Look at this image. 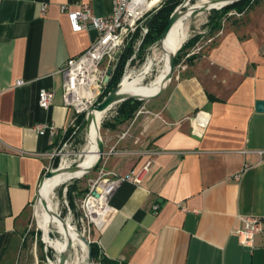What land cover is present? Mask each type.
Returning <instances> with one entry per match:
<instances>
[{"label":"crops","instance_id":"obj_1","mask_svg":"<svg viewBox=\"0 0 264 264\" xmlns=\"http://www.w3.org/2000/svg\"><path fill=\"white\" fill-rule=\"evenodd\" d=\"M82 3L100 16L114 6L0 0V264L17 263L29 207L53 160L56 139L35 126L53 122L62 130L75 115L59 70L97 33L74 31L61 6ZM244 13L243 22L186 64L159 109H139L106 128L100 169L126 176L157 153L140 183L116 190L111 215L95 229L104 264H264V230L251 245L235 233L245 227L243 218L264 220V111L256 108L264 101V0ZM42 89L54 91L49 109L39 105ZM199 112L208 118L201 132L192 124Z\"/></svg>","mask_w":264,"mask_h":264},{"label":"built area","instance_id":"obj_2","mask_svg":"<svg viewBox=\"0 0 264 264\" xmlns=\"http://www.w3.org/2000/svg\"><path fill=\"white\" fill-rule=\"evenodd\" d=\"M149 1L113 0V10L105 16L95 14L90 4L87 3L79 4L75 9H70L67 5L61 6V10L67 13L74 31L80 32L92 28L97 35L84 52L71 57L59 70L64 76L65 104L75 112L69 128L60 130L53 122H42L35 126L40 135L49 134L56 140L60 139L63 145L67 143L64 142L65 137L71 130L79 128L80 116L87 115L89 110L100 101L108 84L106 79L109 71L112 69L114 72L115 70L118 54L135 34L146 33L144 16L151 9L147 6ZM45 9L46 6H42L41 10ZM186 58L179 65L181 70H185ZM23 83V80H18L17 85ZM54 95L53 90L42 89L39 92V105L43 109H49ZM192 124L195 131L201 132L207 126L208 118L199 112L192 119ZM57 153L59 155V152ZM156 153L152 152L150 159L138 172L133 170L126 176L104 168L100 169L98 179L91 181L82 201L83 216L97 229H101L111 215V199L116 190L128 181L140 183L149 171ZM55 154L56 151L53 152V157ZM51 169L53 168H48L47 172ZM243 219L245 227L237 229L235 233L239 235L242 244L251 245L255 236L264 230V220L254 216Z\"/></svg>","mask_w":264,"mask_h":264},{"label":"rangeland","instance_id":"obj_3","mask_svg":"<svg viewBox=\"0 0 264 264\" xmlns=\"http://www.w3.org/2000/svg\"><path fill=\"white\" fill-rule=\"evenodd\" d=\"M167 0H153L152 1V8L145 14L144 16V27L146 28V33L143 32L135 34L129 43L121 50L118 54L117 64L115 69L118 66L122 53L126 50L127 46L132 45L133 48V56L128 60L125 70H124V78L122 77V86H127L126 84L133 83L138 80L139 76H143V84L148 85L153 80L156 79L158 73H160L162 69V63L160 58L163 54L164 48L162 47V42L159 41L152 43V44H144L145 37L149 31V26L147 24L148 19L166 2ZM183 0H181L182 2ZM198 0H190V3H186L183 10L187 9L188 6L194 5ZM261 2L263 0H247L245 5H242L245 10H250V8L255 4V2ZM180 2V3H181ZM179 5V4H178ZM176 5L175 8L178 7ZM225 6L213 7L211 9L206 10L201 15H193L190 20V27L188 31V36L186 41L190 38H194L196 36L199 37L196 44L193 46L192 49H187L181 60L176 64L173 77L170 83L174 80L179 78V76L183 75L184 70H181L179 65L182 61L187 57L185 54L190 52L191 50L199 51L207 48L213 41L220 38L224 31L229 28H232L234 25L243 22L246 13L239 12L237 8L231 9L229 11H224L223 9ZM182 10V9H180ZM218 12V13H217ZM218 14V18H216L215 25H209L211 18ZM217 16V15H216ZM253 14L251 13V17ZM254 17V16H253ZM213 24V23H212ZM175 30L173 32H177ZM185 41V42H186ZM204 49V50H205ZM180 50V49H179ZM179 50L177 53H179ZM190 50V51H189ZM191 53V52H190ZM160 61V62H159ZM185 65L187 62H185ZM159 64V65H158ZM160 68V69H159ZM179 75V76H178ZM169 83V84H170ZM169 86V85H168ZM168 88V87H167ZM167 90V89H166ZM166 92V91H165ZM163 93L162 96L157 97L151 100H144V103L140 106V109H159L163 104ZM133 92H128L126 95L132 94ZM119 104V103H118ZM118 104L114 105L109 111H106L103 116L102 124L105 120H113L112 114ZM103 140L106 142L109 138V130L101 126V132ZM64 145L60 142V139L56 140L55 150L56 154L53 157L51 162L52 168L54 166L55 158H59V165H63L64 167L68 168L70 166L79 164L85 158V146H86V127L80 131L79 128L73 129L69 132V134L65 137ZM108 145H106V150H108ZM59 152V155L58 153ZM100 168H96L92 172L88 173L85 176L80 178H75L68 183H72L74 180H77L76 186L78 188V193L75 199V208H70L69 202L66 196V189L63 188V185L59 186L55 189L53 195L52 193L46 199L47 206L49 209L57 216L58 220L63 221L69 228L74 231H77L79 235L85 236L90 241L94 240V232L97 229L93 223L89 222L87 218H85L82 212V201L84 200L90 183L92 180H96L99 177ZM38 196L36 197L35 201H33L32 205L29 207L30 218L26 229L21 232V241L20 247L18 252V258L16 264H59L61 254H67L66 250H72V245L68 239L61 236L55 229L51 230V245L57 248L53 249L45 243L43 240V231L42 226H45V221L48 224L57 223V220H48L46 213L41 210L42 205L38 208L39 212V219L41 221V225L38 222V215L36 213L37 210V202ZM63 217V219H61ZM41 226V227H40ZM46 227V226H45ZM50 227V226H48ZM53 228V227H50ZM51 248L52 250L49 251L48 249ZM84 251V250H83ZM52 252V253H51ZM84 253V252H83ZM49 254V255H48ZM85 255V253H84ZM69 256L67 254L68 260ZM94 259V258H93ZM89 260V257H88ZM65 262V264H66ZM90 262V261H89ZM102 261L100 260H93L90 262L91 264H100Z\"/></svg>","mask_w":264,"mask_h":264},{"label":"bare ground","instance_id":"obj_4","mask_svg":"<svg viewBox=\"0 0 264 264\" xmlns=\"http://www.w3.org/2000/svg\"><path fill=\"white\" fill-rule=\"evenodd\" d=\"M153 0L148 2V8H152ZM226 0H198L194 5L188 6L187 9L182 10L185 11L179 18L175 21L172 27L169 29L165 38L161 41L162 47L164 48L163 54L160 58L162 63V69L155 80H153L150 84H143V76H139L138 80L126 84L127 86H122L119 90V93L123 96H127L128 92H133L129 95H138L147 97L150 95L157 94L163 86L166 85V79L170 72V57L173 52L179 50L183 44L185 43L188 31L190 27V20L193 17V11L198 10V15L203 14L206 10L211 9L213 7H219L224 4ZM180 10H177V12ZM196 15V14H195ZM202 16V15H201ZM178 30L177 32H173ZM159 61V62H160ZM159 65V64H158ZM160 69V68H159ZM123 80V79H122ZM122 83V82H121ZM110 110V109H109ZM108 110V111H109ZM107 111V110H106ZM106 111H97L94 110L92 112V119L90 127L86 130V146H85V158L78 164L80 166V171L76 173H70L66 167L62 165L61 170L58 171L54 176L46 178L43 185L40 189V199L37 202V210L36 213L38 215V222L41 225V221L39 219L38 208L41 207L46 215L47 219L57 220V223H52L51 225L45 221V226H42V231L45 238V243L47 246L56 249L57 248L51 245V230L55 229L61 236L65 237L69 240L72 245V250H66L69 256L66 264H91L88 260V246L86 242L83 240V236L79 235L77 231L72 230L65 224L63 221L58 220L57 216L49 209L48 206L43 204V200H46L49 195L54 193L55 189L61 185H65L71 180L82 177L85 173V170L92 166L96 159L98 158L97 153V140L99 138L102 126V120L104 113ZM40 226V227H41ZM53 228H50V227ZM84 250V251H83ZM85 255H84V253Z\"/></svg>","mask_w":264,"mask_h":264},{"label":"trees","instance_id":"obj_5","mask_svg":"<svg viewBox=\"0 0 264 264\" xmlns=\"http://www.w3.org/2000/svg\"><path fill=\"white\" fill-rule=\"evenodd\" d=\"M181 0H167L147 21V24L149 26V31L145 37L144 44H152L157 41H159L162 33L164 32L165 28L167 27V24L169 22V19L176 9V5L180 4ZM247 0H243L234 4L227 5L223 10L224 11H229L231 9L237 8L239 12H244L246 11L242 5H245ZM187 6V5H186ZM185 11H178L177 13L179 16H181ZM218 13V12H217ZM217 15V16H216ZM216 18H218V14H215L210 22L209 25H215L216 23ZM213 23V24H212ZM197 40H199V37L196 36L194 38L188 39L183 46L180 48L179 53L176 54V59L175 63L177 64L181 58L184 56V52L187 49H192L193 46L196 44ZM190 51V50H189ZM191 52V53H190ZM190 52H187L185 55L187 56L185 62L187 64H193L194 61H196L201 55H202V50L199 51H193L191 50ZM133 56V48L132 45L127 46L126 50L122 53L120 61L118 63L117 68L114 70L113 75L111 79L109 80L107 87L100 98V100L107 95L110 91L115 89L118 84L122 81V77L124 78V70L125 66L130 60V58ZM144 103V100H139V99H127L125 101H122L119 103L118 108H117V115L115 116L114 122H110L108 120H105L102 124L104 128H111L115 129L117 127V124L123 123L125 121H128L132 119L136 112L140 109V106ZM86 127V114H82L79 119V129L80 131L83 130V128ZM69 134V133H68ZM67 134V135H68ZM54 166L57 168L59 166V158H55L54 160ZM77 180H74L72 183H67L63 185V188H66V196L69 202L70 208H75V199L76 195L80 193L78 191V188L76 186ZM88 189H85L87 191ZM43 240L45 241L44 234H43ZM91 248H92V256L94 260H100L104 262V258L100 254V248L96 241H91ZM52 249H48L51 251ZM52 253V252H51ZM49 255V254H48Z\"/></svg>","mask_w":264,"mask_h":264},{"label":"water","instance_id":"obj_6","mask_svg":"<svg viewBox=\"0 0 264 264\" xmlns=\"http://www.w3.org/2000/svg\"><path fill=\"white\" fill-rule=\"evenodd\" d=\"M240 1H243V0H226V2L224 4H222V6H225V5L227 6V5L234 4V3H237V2H240ZM186 3H190V0H183L178 5V7L174 10V12L172 13V15H171V17L169 19L167 27L165 28L164 32L162 33V35H161V37L159 39V43L165 38V36L167 35L169 29L172 27V25L175 23V21L179 18V14L177 13V10H180V9L183 10V8L185 7ZM198 12H199L198 10H195V11H193V14L195 15ZM177 51L173 52V54L170 57V72H169V74L167 76V79H166L167 83H166L165 86L162 87V89L157 94L150 95V96H147V97L138 96V95L123 96V95H121L119 93V90L121 88V82H122L121 81L115 89H113L107 95H105L95 106H93L89 110V112L86 115V130L90 127L91 119H92V112L94 110H97V111H106L107 110L108 111L114 105H116V104H118V103H120L122 101H125L127 99H133L134 98V99H139V100H151V99H155V98L161 96L166 91V89H167V87H168V85H169V83H170V81H171V79L173 77ZM112 73H113V70L111 69L109 71V76L106 79L107 82H109ZM256 108L259 111H264V101H258L257 104H256ZM105 147H106V145H105V142H104L102 134H101V135H99V138L97 140L98 158L96 159V161L94 162V164L92 166H90L89 168H87L85 170V173L83 174V176L87 175L88 173L92 172L93 170H95L96 168L101 166V164L104 161L105 155L107 154V150H106ZM61 167L62 166L59 165L57 168H53V169L49 170L48 172H46L43 175V177L41 179V182H40V185H39V188H38V191H37L38 199H40V189H41V186L43 185L45 179L54 176L58 171L61 170ZM67 170L70 173H76V172H79L81 169H80V166L78 164H76V165L68 167ZM77 178H80V177H77ZM99 191H100V189H99ZM43 204L45 206H47L46 200H43ZM61 219H63V217H61ZM83 240L86 242V244L88 246L89 261L92 262L94 259H93V256H92L91 241L88 238H86L85 236H83ZM66 259H67V254H65V253L61 254L59 264H65Z\"/></svg>","mask_w":264,"mask_h":264}]
</instances>
